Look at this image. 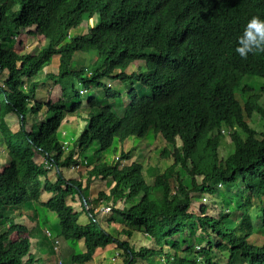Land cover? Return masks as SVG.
I'll return each mask as SVG.
<instances>
[{"label": "trees", "instance_id": "obj_1", "mask_svg": "<svg viewBox=\"0 0 264 264\" xmlns=\"http://www.w3.org/2000/svg\"><path fill=\"white\" fill-rule=\"evenodd\" d=\"M92 16L96 22H88L82 32L83 20ZM253 16L264 19V0H0V108L17 113L23 123L30 113L36 121L42 108L32 102L37 78L54 59L57 73L50 71L44 78L73 79L72 91L66 93L71 106L51 105L52 115L41 120L39 131H27L23 124L19 138L4 128L15 161L0 180V264H35L29 237L10 240L13 232L29 228L8 210L22 214L25 207H33L43 216L42 188L53 193L40 204L56 213V234L73 241L85 238L83 252L70 248L72 263H88L99 247L115 243L127 254L124 264H146L151 252H160L169 264H264V242L253 238L264 228V105L258 102L264 94V53L244 60L235 51L237 38ZM31 23L47 31L45 43L23 53L13 50L10 39L21 32V25ZM93 52L97 57L90 69L87 63L73 66L76 57ZM137 60L142 63L135 65ZM104 78L118 84L130 81V102L122 114L109 102L121 98L122 92ZM138 82L150 92L140 93ZM80 86L90 92L99 88L102 97L88 98L89 107L99 109L88 112V122L76 137L80 156L84 150L91 152L94 142V154L101 159L115 140L160 134L166 142L162 156L173 162L148 182L143 155L137 153L135 160L122 164L137 148L123 149L114 164H94L86 183L73 176L72 163L78 159L73 148L65 149L68 141L58 133L67 109L80 114ZM255 110L261 117L260 131L247 120ZM226 130L233 148L222 154ZM36 150L52 163L56 180L45 164L30 161ZM178 164L191 176L192 186L176 169ZM95 176L115 181L98 197L90 191ZM239 178L245 196L237 199L234 209L217 217L208 212V205L202 204L200 213L191 209L193 192L214 194L217 182L233 184ZM76 193L89 217L86 223L79 222L81 211L67 201ZM103 202L128 223H103L98 215ZM254 205L262 210L256 218L251 215ZM189 221L201 227L208 245L187 247L181 254L180 242L168 241L184 235ZM136 234L151 240L150 247L136 248V242L131 243Z\"/></svg>", "mask_w": 264, "mask_h": 264}, {"label": "rangeland", "instance_id": "obj_2", "mask_svg": "<svg viewBox=\"0 0 264 264\" xmlns=\"http://www.w3.org/2000/svg\"><path fill=\"white\" fill-rule=\"evenodd\" d=\"M7 2H11L12 0H6ZM97 20L96 16H92L90 18L85 17L83 23L79 28H81L82 32L87 31L88 22L95 23ZM19 34L14 36L10 39L11 47L13 50L18 51L19 53H23L24 51H30L35 47H39L43 45L46 41L47 31L43 29H38L35 23H31L29 26L21 25ZM5 42V40H3ZM6 47V46H5ZM97 54L93 52L90 55L84 54L79 55L74 59L73 66L75 68H79L81 64L85 66L87 63V68L90 69L93 61L96 59ZM141 60H137L135 65L141 64ZM130 68L129 70H132ZM50 71H54L57 73L58 71V61L54 59L49 67L45 68L43 72L39 75L37 80H39V85L36 91V95L32 97V102L34 100L38 101L42 104V108L39 110L38 114L35 116L36 121L34 120L33 114H29L26 122L23 123L22 118L19 115L11 110H3L0 108V180H2L5 174L10 170L11 164L15 161V156L10 151L5 135H4V128L8 127L13 135L21 138V134L23 132V124H25V129L30 131L31 129L35 128L39 131L40 122L41 120H48L52 115V110L50 106L53 105L55 107H60L62 105L71 106L70 96L66 93L72 91V81L73 79L67 78L60 82H55L53 79L44 78L46 73ZM104 82L108 85H118V89L121 90V98L118 100L116 98H111L109 100L110 104L115 107L121 114L124 112V106L126 103L130 102V96L128 95V91L130 89V81L120 82L118 84V80L104 78ZM29 81L24 85V88L27 89L29 85ZM253 79L246 80V82L258 84L259 81ZM245 82V83H246ZM135 87H137L140 93H148L150 90L145 85L141 83H136ZM99 88H94L92 92L88 91L83 86H80V95L82 104L78 110L80 114L76 112H69L67 109V114L65 117V122L59 129V137L61 139H67L65 143V149L68 151L71 148L75 151V157L78 161H74L72 163V175L77 178H82L83 182L86 183V180L89 176V169L94 166V164L99 163L100 161H104L109 164H114L116 160L121 155V151L123 149H132L135 153L132 152L133 157L130 160H123L122 164L129 163L135 160L137 157V153H141L144 158V164L146 169L145 174L147 175V181L151 182L153 178L156 177L160 172H162L165 166L171 164L173 162L172 157L165 158L162 156V151L166 145L165 140L162 138L160 134L153 136L150 139L149 136L143 139H137V137H130L125 142H120L115 140L111 147L104 150L102 158L98 159L97 156L94 154V151L98 147V143L94 142L91 146V152L84 150L81 153V156L78 152V147L76 146V137L79 135L80 131L85 128V124L88 122V112L93 111L94 113L97 112L99 109L98 107L90 108L89 104L87 103L88 98L94 94L99 101H101L102 97L99 96L100 94ZM238 97L240 95L238 93ZM96 98V100H97ZM260 104L264 105V94L262 93L258 99ZM106 101H102V104L105 105ZM248 122L255 127L258 131L262 130V123L260 113L258 111H254V113L247 117ZM62 135V137H61ZM223 149L222 154H227L229 149L233 148V144L231 138L226 130L225 137L223 138V142L220 146ZM160 158L158 161L153 157ZM30 161L36 165L45 164L47 169L50 170V178L52 180H56V172L53 169L52 163L47 159L45 153L40 150H36L35 155ZM177 170L182 172L185 182L191 185V176L182 169V167L178 164L176 166ZM45 183L46 177L45 175L42 177ZM115 181L112 177L102 178L101 176L93 177V181L90 183L91 187V195L92 197H98V193L100 190L109 191L110 187L114 185ZM216 187L218 189L217 193L209 194V193H199L193 192L194 202L191 209L194 212L200 213V206L202 204L208 205L209 210L208 212L212 216H219L221 211L226 212L229 209H234V204L236 203L237 199L242 201L245 196V189L243 185V181L239 178L233 184H227L224 182H217ZM52 192L47 191L45 188H42L41 192V201L43 203L46 201L50 196H52ZM67 201L69 204H72L74 209L77 211H81L80 221L81 223H86L89 221V217L86 212L83 210L82 202L80 196L76 194H70L67 197ZM39 203V209L43 210V216L41 213L36 210L35 208H24L23 213L20 214L19 209L15 210L13 208H9V214L14 216L18 223H24L28 226L29 231H15L11 234L10 240H14L16 238L22 237H29L30 238V250L35 255V264H82V263H72L70 262V251L74 248L69 247L67 240L63 237L56 234L54 231L56 229V224H58L59 220L56 213L53 210H49L44 208L42 204ZM101 206L98 208L99 217L102 218L103 223H106V219H110L112 224L121 227V225L128 223L122 216L118 215L113 209L105 210V207L108 205L107 203H100ZM4 210V209H3ZM2 211V209H1ZM262 212L261 208L257 205H254L251 209V215L253 218H256ZM33 216V218H32ZM202 229L199 225L195 226L192 225V221H189V227L187 228L184 235H177L174 238H169V245H171L174 241H179L181 244L182 250L180 251L181 254H185L186 252L183 249L187 247H193L195 250H199L200 247L207 246L208 238L206 236H202L200 233ZM125 236V235H124ZM254 241L258 243L264 242V228L260 230L259 233H255ZM144 237L140 234H136L131 239V243H135L136 248L145 244L150 247L151 240L144 241ZM79 241V244L82 246L81 252L86 249V242L85 238H82ZM204 241V242H203ZM71 248V249H70ZM215 255H218V252H214ZM220 254V253H219ZM125 259H127V254L123 251V249H119L115 243H110L106 247H100L94 254L93 260L84 263V264H124ZM146 264H169L165 262L163 254L160 252L156 255L153 252L149 253L148 258L145 262ZM135 264V263H131ZM138 264H143L142 260H139Z\"/></svg>", "mask_w": 264, "mask_h": 264}, {"label": "clouds", "instance_id": "obj_3", "mask_svg": "<svg viewBox=\"0 0 264 264\" xmlns=\"http://www.w3.org/2000/svg\"><path fill=\"white\" fill-rule=\"evenodd\" d=\"M236 53L247 60L249 55L264 53V19L253 16L237 38Z\"/></svg>", "mask_w": 264, "mask_h": 264}, {"label": "crops", "instance_id": "obj_4", "mask_svg": "<svg viewBox=\"0 0 264 264\" xmlns=\"http://www.w3.org/2000/svg\"><path fill=\"white\" fill-rule=\"evenodd\" d=\"M51 197V196H50ZM16 239H18V238H16ZM67 242H68V244L70 245L69 247H71V248H74V250L76 251V252H81L82 250H81V248H82V246L79 244V241H73V240H67ZM100 248V247H99ZM98 248V249H99ZM102 248V247H101Z\"/></svg>", "mask_w": 264, "mask_h": 264}, {"label": "built area", "instance_id": "obj_5", "mask_svg": "<svg viewBox=\"0 0 264 264\" xmlns=\"http://www.w3.org/2000/svg\"><path fill=\"white\" fill-rule=\"evenodd\" d=\"M111 209V206L110 205H107L106 207H105V210H110ZM60 264H62V262L60 261Z\"/></svg>", "mask_w": 264, "mask_h": 264}]
</instances>
